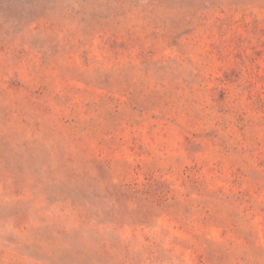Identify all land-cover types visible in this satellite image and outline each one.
<instances>
[{
	"label": "rangeland",
	"instance_id": "374dc122",
	"mask_svg": "<svg viewBox=\"0 0 264 264\" xmlns=\"http://www.w3.org/2000/svg\"><path fill=\"white\" fill-rule=\"evenodd\" d=\"M0 264H264V0H0Z\"/></svg>",
	"mask_w": 264,
	"mask_h": 264
}]
</instances>
